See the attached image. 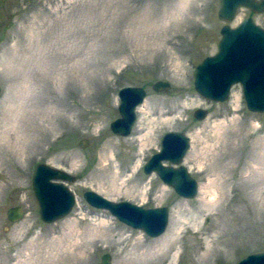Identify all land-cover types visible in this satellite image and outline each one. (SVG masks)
<instances>
[{"label":"rangeland","instance_id":"obj_1","mask_svg":"<svg viewBox=\"0 0 264 264\" xmlns=\"http://www.w3.org/2000/svg\"><path fill=\"white\" fill-rule=\"evenodd\" d=\"M218 7V0H0V264H99L103 253L110 264H233L264 251V112L246 109L239 84L214 103L193 86L196 64L218 48ZM237 12L231 27L250 18L264 29V12ZM159 80L170 88L155 92ZM126 86L145 94L123 137L109 125ZM198 108L205 119L192 116ZM170 131L189 138L181 163L198 188L189 199L142 171ZM38 162L74 177L66 184L74 206L56 222L40 221L31 194ZM85 190L166 207L165 232L148 237L117 222L86 204ZM10 206L22 209L15 223L5 216ZM173 232L178 243L161 262L136 260V249L160 247Z\"/></svg>","mask_w":264,"mask_h":264},{"label":"water","instance_id":"obj_2","mask_svg":"<svg viewBox=\"0 0 264 264\" xmlns=\"http://www.w3.org/2000/svg\"><path fill=\"white\" fill-rule=\"evenodd\" d=\"M219 7L217 9V18L224 24L219 29L221 38H219L217 44L218 48L216 52L202 59L193 72V86L194 90L203 98H206L214 102H222L228 98V91L235 84L241 85V94L243 95L244 104H246V109L253 113H263L264 112V97L259 98L252 90L255 84H261V81H255V71H252V67H248V72L243 67V61L246 60L244 56L243 59L238 60L233 57L241 53H247L248 45H253V51L255 54L260 55L261 63L263 66L262 58L264 61V29L257 26L250 18H245L241 20L239 24L231 27L229 22L236 16L237 11L241 8H246L254 13L264 12V0H218ZM240 63L238 66L237 64ZM221 65L222 69L229 72L233 66L237 67L234 76L225 79L223 82L216 85L218 79L215 74V66ZM237 65V66H236ZM214 73V77L208 75ZM211 79V80H210ZM252 81V82H251ZM225 84V85H224ZM222 85L224 88L222 89ZM153 90L155 92L168 90L169 84L164 81H155L152 84ZM145 90L139 86H126L119 89L117 98L119 104L117 105L118 117L113 120L109 125L110 131L114 135L127 136L131 132V127L135 123V113L136 107L143 102V97ZM131 94V95H130ZM131 97H127V96ZM133 95V98H132ZM133 99V100H132ZM192 116L194 119L202 120L205 119L204 109L198 108L194 110ZM161 142L159 143V151L152 154L143 165V171L145 175L155 173V176L161 180L164 185L169 186L177 193V196L182 198H192L195 193H197L196 181L191 178L188 174V169H186L181 162H183V156L189 149V138L180 132H166L161 136ZM79 146L81 148L87 146L86 140H79ZM170 147V148H169ZM171 148H176V153H173ZM176 173V174H175ZM179 175L183 177L185 183L179 185V180L174 176ZM30 186H32L31 194L34 197L36 207H38L37 213L41 221L46 223L56 222V220L66 217V214L74 206L75 195L72 194L69 187L66 185L68 182H74L73 175L49 166L45 163H37L35 168L31 173ZM57 190L64 195L63 199L64 208L58 210H49L50 207L47 206L46 194L49 191ZM83 200L85 203L94 207L95 209H102L110 213L116 220L131 227L133 229L141 230L148 237H156L164 232V229L168 223L167 215L168 210L166 207H153L144 208L141 206H136V204L120 201L112 202L105 199L98 193H94L90 190H85L82 192ZM123 210L136 212L145 215L147 221L152 222L153 217L158 220L159 225L156 227L153 223H149L143 218L140 220H132L133 215H127ZM22 215V209L19 206H10L6 211V218L9 221L15 223V221L20 220ZM144 216V217H145ZM149 217V219L147 218ZM243 258V259H242ZM238 262L234 264H255L262 262L264 264V251H255L253 253H248L243 256ZM261 260V261H260ZM99 264H110V255L103 253L100 258Z\"/></svg>","mask_w":264,"mask_h":264},{"label":"bare ground","instance_id":"obj_3","mask_svg":"<svg viewBox=\"0 0 264 264\" xmlns=\"http://www.w3.org/2000/svg\"><path fill=\"white\" fill-rule=\"evenodd\" d=\"M253 46H255V44H253V45L251 44V45L246 46L247 47L246 51H247L248 55H246V53L238 52V54H236L233 58L241 60V59H243L244 56L246 57V60L243 61V67L245 68V70L247 72H248V67H252L253 68L252 71L253 72L255 71V73H256L255 81L256 82L261 81V84H255L254 83V87H252V90L255 93V95H257L259 98H263L264 97V68H263V66L260 65V63H261L260 55H258L257 53L255 54V52L253 51L254 50ZM262 62L264 64L263 58H262ZM237 65L239 66L240 63H238ZM237 67L233 66V68L229 72H227L224 69H222L221 65H219L218 68H217V66H215V69H216L215 74L218 77V79L216 81V85L221 83V82H223L225 79L232 77V75L234 76L233 73L236 72V68ZM208 75L211 76V79L215 76L214 73L212 75V73H210V72H209ZM223 88H224V86L222 85V89ZM127 97H131V96L128 95ZM132 98H133V95H132ZM171 149L173 150V153L174 152L176 153V148H171ZM174 177L179 180V182H180L179 185H183L185 183V180L183 179V177H180L178 174L175 175ZM112 189H114V186H113ZM45 196H46L47 206L50 207L49 210H51V211L54 210L55 211V209L60 210V209L64 208L65 205H63V199H65V197H64V195H62V193L60 191L54 190V192H53L51 190V191L47 192V194ZM123 212L127 213V215H133V216H131V217H133L132 220H137L138 221V220L143 218L144 220L147 221L145 215L141 216V214H137L136 212L126 211V210H123ZM151 217H153V220H151L152 222H149V221H147V222L153 223L154 220H155L156 222H154V226L156 227L157 224L159 225V222L155 218V216L152 215ZM147 218L149 219V217H147ZM173 234H174V232L172 234H170V238H168V237L164 238L162 240L163 243L161 244L160 247H158L159 246L158 245L157 247L151 248L150 250L149 249L144 250V252L142 251L140 253L136 249V251L138 253V256L135 257L136 260L142 261L143 259H146L149 262H152L154 260L161 262V260L163 259L164 255H166V253L169 252L168 250H170V248H172V245H175V244L178 243V241L176 240L175 235H173ZM175 234H177V231L175 232ZM177 253H178V251L175 252L171 262L174 263L173 260L175 259V255H177ZM126 262L127 261H124L123 263H126ZM255 264H263V263L260 262V263H255Z\"/></svg>","mask_w":264,"mask_h":264}]
</instances>
